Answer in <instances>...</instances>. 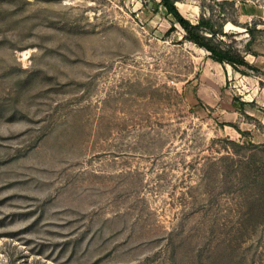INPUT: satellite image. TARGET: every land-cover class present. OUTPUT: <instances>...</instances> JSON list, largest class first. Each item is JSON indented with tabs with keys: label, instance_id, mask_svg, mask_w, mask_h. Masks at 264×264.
<instances>
[{
	"label": "rangeland",
	"instance_id": "1",
	"mask_svg": "<svg viewBox=\"0 0 264 264\" xmlns=\"http://www.w3.org/2000/svg\"><path fill=\"white\" fill-rule=\"evenodd\" d=\"M0 0V264H264V0ZM197 32V31H196Z\"/></svg>",
	"mask_w": 264,
	"mask_h": 264
},
{
	"label": "trees",
	"instance_id": "2",
	"mask_svg": "<svg viewBox=\"0 0 264 264\" xmlns=\"http://www.w3.org/2000/svg\"><path fill=\"white\" fill-rule=\"evenodd\" d=\"M162 4L167 12L174 18L176 23L188 34L190 40L198 47L205 49L210 53L211 59L219 64H228L232 69L237 70L238 64H244V61H240L235 54H230L228 51H223L218 47L212 45L210 40L200 34L201 30L214 35L211 30L212 26L209 20L199 19L198 22L192 25L187 19L182 17L174 6L171 0H162ZM197 31V32H196Z\"/></svg>",
	"mask_w": 264,
	"mask_h": 264
}]
</instances>
